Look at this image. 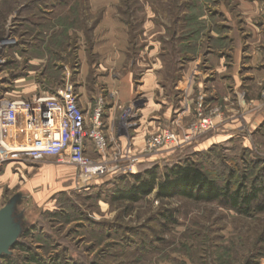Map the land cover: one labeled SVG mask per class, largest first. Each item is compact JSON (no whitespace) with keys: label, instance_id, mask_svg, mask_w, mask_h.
I'll return each mask as SVG.
<instances>
[{"label":"rangeland","instance_id":"rangeland-1","mask_svg":"<svg viewBox=\"0 0 264 264\" xmlns=\"http://www.w3.org/2000/svg\"><path fill=\"white\" fill-rule=\"evenodd\" d=\"M246 16L264 19V0H0V38L16 40L0 55V100L17 81L44 93L68 84L79 96L81 54L92 70L84 76L86 100L91 108L101 102L102 118L111 116L107 160L132 155L147 136L179 131L219 108L212 115L215 131L143 163L161 170L186 157L220 185L227 173L233 186L255 179L264 184V117L259 122L256 115L264 113V87L251 94L259 103L245 109L232 95L229 102L208 100L206 94L225 93L219 87L188 94L193 76L212 74L221 53L243 41ZM125 87L130 98L121 102L118 91ZM13 163L0 165V176L6 173L0 209L14 201L18 240L43 264H264V192L261 210L248 217L221 201L159 199L156 191L128 204L110 200L112 175L85 185L75 166L58 168L52 158L26 162L29 174ZM55 167L61 175L50 173ZM32 178L41 183L23 191ZM8 256L29 264L23 251Z\"/></svg>","mask_w":264,"mask_h":264},{"label":"built area","instance_id":"built-area-1","mask_svg":"<svg viewBox=\"0 0 264 264\" xmlns=\"http://www.w3.org/2000/svg\"><path fill=\"white\" fill-rule=\"evenodd\" d=\"M14 43L12 37L0 38V55ZM219 110L213 109L210 116H199L179 131L167 129L149 135L140 151L120 159L113 155L107 160L111 139L103 130L102 104L98 101L86 115L71 85L31 99L0 100V165L4 161L43 163L52 158L60 164L75 166L77 181L85 185L115 173L134 174L137 166L153 154L162 151L171 154L215 131L218 123L212 115ZM19 120L22 137L7 141L5 132L13 130ZM88 145L98 159L87 154Z\"/></svg>","mask_w":264,"mask_h":264},{"label":"crops","instance_id":"crops-1","mask_svg":"<svg viewBox=\"0 0 264 264\" xmlns=\"http://www.w3.org/2000/svg\"><path fill=\"white\" fill-rule=\"evenodd\" d=\"M252 6L247 5L245 8ZM224 14V13H223ZM248 17V16H246ZM228 19V17H226ZM245 28L246 33H242V40L238 41L239 44L236 48H233V52L227 51L226 55L224 53H221L220 57L218 58V62L215 65L212 74L206 73L201 76V79L195 81L197 79L193 76V80L190 83V89L189 95L192 94L193 90L202 89L204 88L206 91L211 90L213 87H219L221 89H224L225 93L223 95H217L214 97H209L208 94H206V98L208 100H213V102L217 101H227L229 102L232 96H236L238 105L243 107L244 109L247 107H251L252 105H257L259 103V96L251 97L252 91L255 92V90L261 89L264 87V19L258 18L253 19L252 16H249L247 19H245ZM244 36V37H243ZM101 47V46H100ZM99 47V48H100ZM93 48V47H92ZM92 53H95L94 50H91ZM79 62H80V72L82 77V83L81 86L78 88L79 96H77L78 104L83 110V112L86 115H89L91 113V101L89 103L87 102L86 98H88V94L85 91L84 87V76L88 72L89 74L92 72L90 70L89 64L84 62V59L82 58L81 54L78 55ZM121 59V58H120ZM226 59V61H225ZM208 60V59H205ZM193 65V66H192ZM196 62H192L190 64V75L194 74L193 68H195ZM89 67V70L87 71ZM80 75V76H81ZM151 79V77H150ZM14 90H11V92H4L2 94V99H13V100H22V99H31L38 95L44 94L40 90V87L35 85L34 83H31L30 81H17L13 83ZM142 87H146V85H142ZM146 90H148L146 88ZM227 91H231V94H229ZM240 91L241 94H243V100H240L241 94L238 92ZM119 101L126 102L128 98H130V89L128 87H125L124 89H119ZM91 98H93L91 96ZM83 100V102H82ZM226 103V102H225ZM226 107V106H225ZM263 114V115H262ZM256 115L260 118V121L258 118L255 120H258L261 122L264 117V113L262 111H258ZM111 116L106 117L105 119L102 118L103 123V130L108 135L110 139L113 138V131L110 127V121ZM252 118V117H251ZM254 120V119H253ZM256 122V121H255ZM257 123V122H256ZM22 137V121L19 120L17 126L11 130L5 132V138L7 140L16 139L19 140ZM198 144V143H197ZM87 154L93 158L98 159V156L93 151L92 147L90 145L87 146L86 149ZM49 159H47L48 161ZM26 162H14L13 164L19 165L23 169H27V174H29V170L32 169L31 167H27L25 164ZM58 164L57 167H63L67 166L68 164H60L56 161ZM50 169V173L52 174L53 171L57 172L61 175L63 170L57 169ZM46 169V168H45ZM40 171L42 169H39ZM48 172V171H47ZM6 173L2 174L0 176L3 177ZM49 174V172L47 173ZM15 175V174H14ZM13 175V176H14ZM12 176L13 180L14 177ZM35 176V175H34ZM11 179V178H10ZM34 181L33 178L29 181H26L21 188H24L23 191H29L34 186L39 185L41 183V180ZM40 181V182H39Z\"/></svg>","mask_w":264,"mask_h":264},{"label":"trees","instance_id":"trees-1","mask_svg":"<svg viewBox=\"0 0 264 264\" xmlns=\"http://www.w3.org/2000/svg\"><path fill=\"white\" fill-rule=\"evenodd\" d=\"M163 166L160 170L157 163L142 162L134 174H113V178L118 175L119 177L110 181L114 183L110 191V200L134 204L156 191V197L159 199L181 197L194 202L221 201L226 203L230 210L246 217L262 208L259 197L264 192V184L259 179L249 181L248 184L244 181L242 183L241 180L238 185L233 186L230 173H227V178L220 185L214 177L186 157L175 162H167ZM10 251H23L28 254L29 264H43L31 253V248L20 239ZM17 261L14 262L8 255L0 257V264H20Z\"/></svg>","mask_w":264,"mask_h":264},{"label":"water","instance_id":"water-1","mask_svg":"<svg viewBox=\"0 0 264 264\" xmlns=\"http://www.w3.org/2000/svg\"><path fill=\"white\" fill-rule=\"evenodd\" d=\"M14 201H9L0 209V257L8 255L21 235V227L14 221Z\"/></svg>","mask_w":264,"mask_h":264}]
</instances>
